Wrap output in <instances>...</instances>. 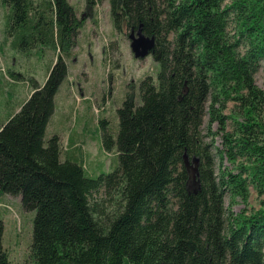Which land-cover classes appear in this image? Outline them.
<instances>
[{
  "label": "trees",
  "instance_id": "trees-1",
  "mask_svg": "<svg viewBox=\"0 0 264 264\" xmlns=\"http://www.w3.org/2000/svg\"><path fill=\"white\" fill-rule=\"evenodd\" d=\"M84 1L108 2L122 36L141 30L160 70L126 95L116 137L101 121L103 149L119 163L94 177L72 141L62 157L61 138L46 137L86 12L69 0H0L4 46L60 51L43 84L24 78L29 97L0 120V194L35 212L22 264H264V91L255 82L264 0ZM226 158H241L237 172L217 170ZM250 187L261 197L257 209H248ZM226 197L246 207L235 214ZM4 230L0 220V264H14Z\"/></svg>",
  "mask_w": 264,
  "mask_h": 264
},
{
  "label": "rangeland",
  "instance_id": "rangeland-1",
  "mask_svg": "<svg viewBox=\"0 0 264 264\" xmlns=\"http://www.w3.org/2000/svg\"><path fill=\"white\" fill-rule=\"evenodd\" d=\"M69 1L78 9L80 16L86 12L85 26L68 60V75L56 95L46 137L54 134L61 138L62 157L66 148L71 147L72 141L73 148L84 156L88 173L92 174L91 170L99 171L93 174L98 176L99 173L113 172L119 163L115 152H106L103 149L101 121L108 122L111 133L116 137L119 126L118 109L122 107L126 95L129 93V97H134L136 93L139 94L141 80L146 76L157 79L160 67L151 55L135 57L130 46L131 39L114 30L108 2L96 8H87L84 0ZM1 6L0 86L7 91V97L0 99V120L5 121L8 114L18 110L32 91L24 78L33 77L43 84L54 57L60 51L40 44L35 49L25 51L22 47L28 43L21 44L22 41L14 43H18L19 47H14L10 40L4 46L2 41L6 31L7 9ZM14 75L18 77L13 78ZM255 82L264 91V62L259 66ZM2 94L4 92L0 96ZM233 108L234 105L229 104L225 114L230 116ZM207 123L208 117L205 118L204 130ZM232 124L229 119L227 128L230 131ZM212 130L218 132L216 124ZM222 141V135L217 134L215 146L222 148ZM240 161L241 158H238V162L232 164L226 158L222 163H217V170L223 167L237 172ZM193 166L191 164V168ZM260 201L261 197L250 187L248 209L259 208ZM225 205L235 214L246 207L240 200L231 204L229 197H226ZM34 218L35 212L26 211L20 197L0 194V220L5 227L3 246L14 264L25 263L29 257Z\"/></svg>",
  "mask_w": 264,
  "mask_h": 264
},
{
  "label": "water",
  "instance_id": "water-1",
  "mask_svg": "<svg viewBox=\"0 0 264 264\" xmlns=\"http://www.w3.org/2000/svg\"><path fill=\"white\" fill-rule=\"evenodd\" d=\"M130 39H131V43L130 46L133 49L134 53H135V57H145L148 56L149 51H150V40H148L141 32V30H139L137 32V36H135L134 33H132L130 35ZM152 41V40H151ZM145 42V44L143 43ZM139 51H141L139 53Z\"/></svg>",
  "mask_w": 264,
  "mask_h": 264
},
{
  "label": "crops",
  "instance_id": "crops-1",
  "mask_svg": "<svg viewBox=\"0 0 264 264\" xmlns=\"http://www.w3.org/2000/svg\"><path fill=\"white\" fill-rule=\"evenodd\" d=\"M91 171H92V174L90 173L91 175H93V174H97V173L99 172V171H98V172H95L94 170H91ZM99 174H100V173H99ZM94 176H95V175H94Z\"/></svg>",
  "mask_w": 264,
  "mask_h": 264
},
{
  "label": "bare ground",
  "instance_id": "bare-ground-1",
  "mask_svg": "<svg viewBox=\"0 0 264 264\" xmlns=\"http://www.w3.org/2000/svg\"><path fill=\"white\" fill-rule=\"evenodd\" d=\"M7 17V16H6ZM7 22V21H6ZM7 25V24H6ZM4 33V32H3ZM6 37V36H5ZM33 89V88H32ZM8 120V119H7Z\"/></svg>",
  "mask_w": 264,
  "mask_h": 264
},
{
  "label": "flooded vegetation",
  "instance_id": "flooded-vegetation-1",
  "mask_svg": "<svg viewBox=\"0 0 264 264\" xmlns=\"http://www.w3.org/2000/svg\"><path fill=\"white\" fill-rule=\"evenodd\" d=\"M145 44V42H143Z\"/></svg>",
  "mask_w": 264,
  "mask_h": 264
}]
</instances>
